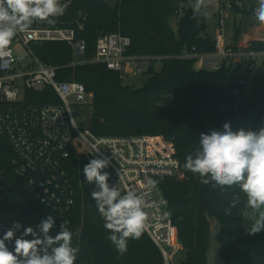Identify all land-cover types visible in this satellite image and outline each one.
I'll list each match as a JSON object with an SVG mask.
<instances>
[{
  "label": "trees",
  "instance_id": "obj_1",
  "mask_svg": "<svg viewBox=\"0 0 264 264\" xmlns=\"http://www.w3.org/2000/svg\"><path fill=\"white\" fill-rule=\"evenodd\" d=\"M112 9L102 0H73L72 19L82 12L84 30L79 37L86 42L85 57L94 58L98 39L106 34L120 32L129 37L131 46L126 56L135 58H162L161 70L150 65V76L144 86L125 85L120 74L104 64L67 67L73 61V49L65 42H49L34 47L36 56L46 65L59 67V81H77L94 95L93 116L88 128L100 137L164 136L175 144L186 178L157 179V187L169 202L173 221L179 231L180 264H206L209 231L213 221L221 227L222 257L228 264H264V254L255 259L253 253L264 247V231L256 235L246 232L244 213L246 197L238 187L221 191L211 184L200 183L198 174L183 165L188 154L199 147L200 133L222 130L225 122L232 129L258 130L264 126V64L259 69L258 86L250 97L240 101L235 92L245 94L241 85L248 70L241 64L226 62L219 71L195 70V59H184V50L198 54L215 51L213 37L208 33L206 16L199 22L193 18V9L185 10L176 29L171 20L177 16L178 0H115ZM240 31H237V37ZM263 48L253 43L252 49ZM156 63L157 61H151ZM29 101L57 104L59 98L51 89L42 93H28ZM237 107L235 108V106ZM76 151L70 160V170L77 193L75 206L60 215L45 206L30 192L27 181L19 177L13 165L14 153L8 143L0 142V221H17L24 227L39 225L49 214L55 226V236L62 221L67 220L74 233L72 246L77 248L76 264H164L161 252L145 233L138 240H128L123 255L107 239L91 197L94 185L88 184L82 169L90 157L78 139ZM234 195L239 203L230 207ZM78 230V234H77ZM179 258V257H178Z\"/></svg>",
  "mask_w": 264,
  "mask_h": 264
},
{
  "label": "built area",
  "instance_id": "obj_2",
  "mask_svg": "<svg viewBox=\"0 0 264 264\" xmlns=\"http://www.w3.org/2000/svg\"><path fill=\"white\" fill-rule=\"evenodd\" d=\"M178 1L177 16L171 20L176 26L185 10L193 9L194 4V0ZM213 1L215 51L198 54L195 48L186 49L182 58L195 59L197 71L216 72L226 62L243 65L248 70L241 81L245 94L234 93L241 101L250 97L258 86V72L264 64V24L255 19L257 0ZM61 2L67 4L65 14L55 18V23L37 20L26 32L17 33L10 45L12 62L0 67V142L8 143L13 150L16 173L27 181L30 192L43 206L60 215L71 211L77 199L70 172L76 140L81 141L91 159L100 154L108 157L110 165L105 171L110 173L109 184L116 185L122 194L132 190L142 196L147 212L144 231L161 252L164 264H174L169 249L175 247L180 254L179 231L168 200L157 185L152 188L148 181L160 178L183 181L186 178L175 144L164 136L100 137L89 128L81 129L74 110L83 111L93 106V93L77 81H59L60 68L44 64L36 56L34 47L65 42L73 49V61L67 67L104 64L119 73L124 84L146 73L150 61L160 62L162 58L126 56L131 40L117 32L101 36L94 58L87 60L86 42L79 37L84 30L85 15L79 12L71 21L73 0ZM237 31H240L238 37ZM17 43L27 50L23 57L15 55L12 46ZM253 43H260L263 48L254 50ZM26 58L30 62L22 67L20 63ZM48 88L55 92L59 103L29 101V92L42 93ZM2 199L0 193V202ZM97 213L104 223L98 210ZM14 223L17 221H0V236Z\"/></svg>",
  "mask_w": 264,
  "mask_h": 264
},
{
  "label": "clouds",
  "instance_id": "obj_3",
  "mask_svg": "<svg viewBox=\"0 0 264 264\" xmlns=\"http://www.w3.org/2000/svg\"><path fill=\"white\" fill-rule=\"evenodd\" d=\"M257 4L255 19L264 24V0H257ZM205 7L206 0H195L193 18L198 22L201 15H206L202 11ZM66 9L67 4L61 0H0V67L12 62L10 45L17 33L26 32L37 20L55 23ZM109 165L110 159L100 154L90 159L82 172L85 181L94 185L91 197L109 233L107 239L123 255L128 240H138L144 233L146 205L137 192L122 194L116 185L109 184L110 173L105 171ZM183 167L198 174L200 183L219 187L222 192L238 187L255 217L246 232L256 235L264 231V126L234 131L231 123L225 122L222 130L201 132L199 147L186 156ZM148 184L155 188L158 181L149 179ZM238 203L239 196L234 195L225 214L231 215ZM69 223L62 221L55 236L50 235L55 226L50 214L35 228L14 223L0 236V264H75L79 250L72 246L74 233Z\"/></svg>",
  "mask_w": 264,
  "mask_h": 264
},
{
  "label": "rangeland",
  "instance_id": "obj_4",
  "mask_svg": "<svg viewBox=\"0 0 264 264\" xmlns=\"http://www.w3.org/2000/svg\"><path fill=\"white\" fill-rule=\"evenodd\" d=\"M194 2H195V0H194ZM192 7H193V5H192ZM214 10H215L214 1L213 0H206V7L203 8L202 11L204 13H206L205 16H206V22H207V26H208V33L211 35V37H213L215 34L216 23H215V19H214ZM171 26L173 29H176V25L173 24L172 22H171ZM12 48H13L15 55L17 57H23L27 53V50L25 49V47L19 43L14 44L12 46ZM29 62H30V59L26 58L20 64L23 67V66H26ZM149 65H153L156 72H160L161 67H162L161 62L152 63L150 61ZM149 77L150 76L146 72L143 75H139L135 78L128 79L127 82L125 83V85L133 86L135 88H141L142 86H144V84L149 79ZM74 112H75V117H76V120L78 122L79 127L81 129L88 128V126L91 122L92 116H93V106L86 108L83 111L74 110ZM254 218L255 217L253 215L252 209L246 211L244 213L245 227H247V225L249 223H251L254 220ZM181 253L182 252H180V254L179 253L177 254L175 247L169 249V254L171 256V260L173 262H175L174 264H180V262L182 260H184V256Z\"/></svg>",
  "mask_w": 264,
  "mask_h": 264
},
{
  "label": "water",
  "instance_id": "obj_5",
  "mask_svg": "<svg viewBox=\"0 0 264 264\" xmlns=\"http://www.w3.org/2000/svg\"><path fill=\"white\" fill-rule=\"evenodd\" d=\"M112 9H117L119 2L115 0H102ZM222 227L220 223L213 221L209 231V248L206 253V264H228L222 257V247L220 241V234ZM264 254V247L256 250L253 255L255 259L260 258Z\"/></svg>",
  "mask_w": 264,
  "mask_h": 264
}]
</instances>
